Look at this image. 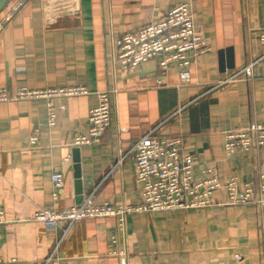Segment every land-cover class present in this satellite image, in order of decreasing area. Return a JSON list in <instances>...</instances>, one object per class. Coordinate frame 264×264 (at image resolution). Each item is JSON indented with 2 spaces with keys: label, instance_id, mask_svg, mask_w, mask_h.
Returning a JSON list of instances; mask_svg holds the SVG:
<instances>
[{
  "label": "crops",
  "instance_id": "0c3cea01",
  "mask_svg": "<svg viewBox=\"0 0 264 264\" xmlns=\"http://www.w3.org/2000/svg\"><path fill=\"white\" fill-rule=\"evenodd\" d=\"M10 4L0 12V20ZM188 3L209 50L189 66L190 83L176 64L163 72L158 58L131 72L116 61V37L163 19ZM264 0H27L0 29V91L85 85L90 94L54 99L56 124L47 125L46 102L0 101V264H264V206L219 205L203 209L84 218L76 222L47 262L60 229L33 218L37 209L62 211L94 192L96 206L135 205L139 185L127 153L135 140L167 116L162 137H180L195 157L200 182L210 168L224 182L243 186L264 172V146L227 154L224 133L264 123ZM252 65L247 79L207 89ZM97 91H108L111 123L92 144L88 112ZM37 131L38 140L30 143ZM74 148L79 151L82 200L77 202ZM68 158V160H66ZM64 187L52 198V173ZM226 201L223 189L212 195ZM120 253L126 255L124 263ZM236 256H240L238 259Z\"/></svg>",
  "mask_w": 264,
  "mask_h": 264
},
{
  "label": "built area",
  "instance_id": "2783aa9c",
  "mask_svg": "<svg viewBox=\"0 0 264 264\" xmlns=\"http://www.w3.org/2000/svg\"><path fill=\"white\" fill-rule=\"evenodd\" d=\"M27 0H18L10 11L0 20V29L26 4ZM163 19L116 37V61L124 71L131 72L148 59L158 58L163 72L170 65L176 64L179 79L183 84L190 83L189 66L199 54L210 48L203 35L194 25L193 12L188 3H180L166 11ZM260 42L264 45V33L260 34ZM252 65L224 76L210 86L207 91L233 83L236 80L247 79L251 74ZM90 94L83 85H63L46 87L44 89L20 87L12 93L0 91V101H30L40 99L46 102L47 125L56 124L57 109L63 110L65 104L56 106L54 99L79 97ZM98 104L88 112V135L75 136L72 145L80 147L92 144L111 123V107L108 91H97ZM149 128L130 146L125 157H131L135 166L134 180L140 186L138 202L135 205H112L109 203L96 206L93 193L86 195L82 203L55 211L54 209H37L33 218L48 227L60 229L59 239L47 262L54 258L61 242L67 237L72 226L84 218H101L109 216L117 218L118 224L124 230L126 215L132 213L169 212L172 210L203 209L219 205H256L264 206V172L259 173L257 182H246L240 186L234 177L219 180L215 168L207 170V176L196 182L192 176L195 157L182 148L180 137H162L160 128L178 111ZM38 140L37 131L31 134L30 143ZM224 146L227 154L247 152L264 146V123L251 122L245 128H234L224 133ZM68 160V158H66ZM64 177L61 173L51 175L52 198L56 200L63 189ZM223 189L226 201H217L212 197L215 191ZM6 222L3 209L0 207V224ZM264 229V226H263ZM240 256H236L238 259ZM126 255L120 253V260L124 263Z\"/></svg>",
  "mask_w": 264,
  "mask_h": 264
},
{
  "label": "water",
  "instance_id": "95a60500",
  "mask_svg": "<svg viewBox=\"0 0 264 264\" xmlns=\"http://www.w3.org/2000/svg\"><path fill=\"white\" fill-rule=\"evenodd\" d=\"M11 0H0V12L4 10L9 4ZM74 156H73V168L75 169V185H76V196L77 202L82 200V185H81V168H79V151L78 148H74Z\"/></svg>",
  "mask_w": 264,
  "mask_h": 264
},
{
  "label": "trees",
  "instance_id": "16d2710c",
  "mask_svg": "<svg viewBox=\"0 0 264 264\" xmlns=\"http://www.w3.org/2000/svg\"><path fill=\"white\" fill-rule=\"evenodd\" d=\"M254 205V204H253ZM253 205H251V206H253ZM250 206V205H249ZM256 206V205H255Z\"/></svg>",
  "mask_w": 264,
  "mask_h": 264
}]
</instances>
